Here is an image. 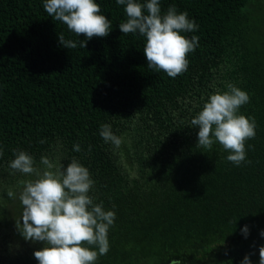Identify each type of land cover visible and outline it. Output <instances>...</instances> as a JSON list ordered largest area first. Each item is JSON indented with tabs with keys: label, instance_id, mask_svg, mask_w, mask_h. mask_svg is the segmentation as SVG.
Masks as SVG:
<instances>
[{
	"label": "trees",
	"instance_id": "obj_1",
	"mask_svg": "<svg viewBox=\"0 0 264 264\" xmlns=\"http://www.w3.org/2000/svg\"><path fill=\"white\" fill-rule=\"evenodd\" d=\"M96 2L112 27L83 48L86 37L53 20L44 0H0V264H39L34 252L45 246L26 241L16 226L20 181L35 177L9 167L14 150L30 154L36 167L41 157L65 167L76 158L89 169V195L116 214L109 251L96 264H242L245 256L259 264L264 0H160L162 14L175 6L198 25L182 33L199 43L174 79L147 67L139 33L120 31L126 6ZM60 34L77 47L64 48ZM229 84L248 93L239 114L256 125L240 166L218 142L198 146L191 124ZM103 124L121 139L118 147L100 136Z\"/></svg>",
	"mask_w": 264,
	"mask_h": 264
},
{
	"label": "clouds",
	"instance_id": "obj_2",
	"mask_svg": "<svg viewBox=\"0 0 264 264\" xmlns=\"http://www.w3.org/2000/svg\"><path fill=\"white\" fill-rule=\"evenodd\" d=\"M116 2L126 6L127 19L120 23V31L139 33L145 40L143 53L148 68L164 72L173 79L187 71L188 55L199 43L197 36L189 39L182 35L198 29L187 11L178 13L175 6H170L162 14L160 0ZM43 7L70 32L86 37L80 47L87 48V42L94 37L104 38L110 34L111 22L101 14L96 0H44ZM59 41L66 49L77 47L76 42L65 40L63 34L59 35ZM227 87V91H216L210 96L191 124L199 129L198 146L210 150L218 142L230 153L226 159L240 166L246 160V141L256 135V125L254 120L239 114L240 108L250 100L248 93L232 84ZM100 136L106 143L117 147L121 144L108 124L101 125ZM74 150L81 151L80 145H75ZM14 156L9 167L14 172L35 177L20 181L23 223L20 219L16 222L26 241L44 243L42 250L34 252L35 259L39 264H96L98 257L109 251L108 233L116 214L105 211L103 203H94L89 195L95 183L89 169L76 158L65 167L41 157L42 167H36L34 158L26 151L14 150ZM7 195L15 198L16 193L10 190ZM242 232L247 237L248 227ZM259 256V264H264V246L259 248ZM242 264H251L250 257L245 256Z\"/></svg>",
	"mask_w": 264,
	"mask_h": 264
},
{
	"label": "water",
	"instance_id": "obj_3",
	"mask_svg": "<svg viewBox=\"0 0 264 264\" xmlns=\"http://www.w3.org/2000/svg\"><path fill=\"white\" fill-rule=\"evenodd\" d=\"M173 262L172 261H169L168 263H164V264H172Z\"/></svg>",
	"mask_w": 264,
	"mask_h": 264
}]
</instances>
